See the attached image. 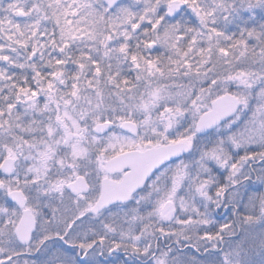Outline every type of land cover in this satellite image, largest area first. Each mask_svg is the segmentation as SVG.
Returning <instances> with one entry per match:
<instances>
[{
	"label": "snow or ice",
	"instance_id": "snow-or-ice-1",
	"mask_svg": "<svg viewBox=\"0 0 264 264\" xmlns=\"http://www.w3.org/2000/svg\"><path fill=\"white\" fill-rule=\"evenodd\" d=\"M8 8L31 19L15 25L26 33L17 41L23 60L0 54V264H264V0H10ZM101 46L136 73L120 74L130 90L145 89L142 107L173 109L189 126L188 150L169 161L188 158L189 178L136 222L135 242L93 225L97 205L54 204L50 177L40 178L51 149L38 163L23 151L36 147L21 108L46 101L69 62L99 72ZM148 225L154 244L142 234Z\"/></svg>",
	"mask_w": 264,
	"mask_h": 264
},
{
	"label": "flooded vegetation",
	"instance_id": "flooded-vegetation-1",
	"mask_svg": "<svg viewBox=\"0 0 264 264\" xmlns=\"http://www.w3.org/2000/svg\"><path fill=\"white\" fill-rule=\"evenodd\" d=\"M21 60L23 59L21 58ZM42 63L47 62L44 60ZM16 71H19V69ZM63 77L69 79L68 76L62 75L53 81V88L47 93V100L42 102L46 103V108L36 107L34 111L29 105L34 103L35 98L32 99L31 103L29 101L21 108L23 113L22 130H31L35 133L31 144L36 147L35 153L28 152L26 146L23 151L29 160L38 163L36 158L39 151L51 149L50 160L46 164L40 178L44 180L45 177H50L48 189L54 204H59L63 199L65 201L71 200L73 204L78 201L84 202L85 207L97 205L93 212V225L98 228L102 226L105 230L120 233H122V229L125 230L130 227L133 236L136 233L132 229L139 219L147 220L150 212L152 214L161 204L167 205L169 197L174 196V194H168L167 179L169 167L183 164L181 161L186 158L175 160L173 163H169L171 160L160 163L152 169V172L143 180L140 186L128 192V196L124 201L101 205L100 200L104 192V180L108 179V181L120 183L124 179L125 174L131 171V167H125L126 165H121V163L108 166L107 161L129 150L144 151L150 147L179 141L187 143L189 136L185 132L189 131V126L184 124L185 126L183 125V127L186 129L183 135L181 132L183 129H178L177 134L171 137L170 140L161 135L159 140L146 137L140 140L136 139V144L139 143L137 145H126L127 142L121 143L119 138L114 141H105L102 138L105 132H97L95 128L99 123L106 120L92 125L93 123L88 118L92 113L93 115L98 114L101 108L92 106L94 108H92V112H89L87 111L89 107L83 106L86 110L77 115V118L82 123V130H79L77 132L79 134L74 137L71 110L72 93L66 89L67 86L63 82ZM56 99H59V101L56 102ZM43 110H46V112H43ZM41 125L44 130L43 134L39 131ZM114 125L115 123L113 127ZM89 128L90 130H88ZM88 133H91L90 137ZM138 133L137 125V133L131 135L137 136ZM181 135L182 137L187 136L176 139V137L178 138ZM53 159L55 160V165L52 163ZM178 167L183 169L184 165ZM196 175H198L197 172ZM61 181H63L61 187L56 189L55 185ZM126 182L128 183V181ZM117 190L122 192L121 188ZM177 203H179V200ZM134 209L137 210L135 213H133ZM117 214L119 219H116ZM237 231H239V226H237ZM124 236L125 238L127 237L126 235ZM147 236L150 237V235ZM2 243L6 245L7 241L5 240ZM152 243H155V238ZM161 243L168 244L170 241L161 238ZM4 250L6 248L0 247V251ZM118 258L111 257L109 261H106V264H115Z\"/></svg>",
	"mask_w": 264,
	"mask_h": 264
},
{
	"label": "rangeland",
	"instance_id": "rangeland-1",
	"mask_svg": "<svg viewBox=\"0 0 264 264\" xmlns=\"http://www.w3.org/2000/svg\"><path fill=\"white\" fill-rule=\"evenodd\" d=\"M9 3L10 0H0V20L3 21V23L0 24V45H4V51L0 54H6L12 56L13 58L19 56L20 59H23L25 49L21 47L17 41H23L25 39L26 33L22 34L21 30L16 28L15 25L19 23L21 26H23L31 18L18 16L17 11L8 8ZM31 3L32 0H17L18 6L28 7L31 5ZM246 17L247 13L244 14L243 18H237L231 27L235 28L237 24L243 23V19ZM9 20L12 21L11 24L8 23ZM88 46L94 47L91 44ZM39 47L44 52V58L41 60V63L44 60L47 62L49 53H51V49L44 50L43 41L40 42ZM83 48H85L84 44L73 46L75 55L77 57L80 56V49ZM105 51L106 49L101 46L100 53L102 58L100 61L99 72H96L94 67L89 69L87 60L81 61L85 63V67L83 69L77 68V66L71 62L67 63L63 69V75L69 77V79L63 77V82L67 86L66 89L72 93L71 110L73 116V136H77L79 134L77 132L82 130V123L80 119L77 118V115H80L82 111L86 110L83 108V106H88L89 108L87 111L89 112H92V108L94 107L101 108V111L99 110L100 112L98 114L93 115L92 113V115H89L88 118L90 122L93 123L92 125L102 120H111L115 123L114 127L104 133L102 138L105 141H114L119 138L121 143L127 142L126 145H135L136 139L140 140L146 137H151L159 140L161 135H164V137L169 138L170 140L171 137H174L177 134L178 129L181 128L183 129L181 130L183 135L186 129L183 127V125L186 123L182 121L180 113L173 109L157 111L155 106H151L147 109L142 107L141 104L147 99L145 95V89L140 87L137 90L135 87H133L130 90L129 86L123 83L124 77L120 74L121 70H123L125 76L129 77L130 79H134L136 73L128 71L129 65L123 62V60L116 54L115 50L111 52L110 58L103 56ZM52 55L54 56L55 53H52ZM0 67H6V65H4L3 62H0ZM73 85H75V87H73ZM55 101L57 102L59 99H56ZM31 102L32 101H30V103ZM45 104L46 103L41 102L36 107L46 108ZM43 112H46V110H43ZM124 120L134 121L138 125L139 133L137 136H132L120 128V123ZM88 130H90V128ZM185 134L190 136L189 131L185 132ZM182 135L180 137L178 136V138L176 137V139H181L187 136L185 135L182 137ZM88 136L90 137L91 133H88ZM181 163L183 164H176L169 167L167 179L169 195L174 194L173 189H179L183 184V181L189 178L188 169L190 166V161L188 158H186L184 161H181ZM181 165H184L183 169L178 167ZM196 178L197 175L194 171L191 175V179L194 181ZM135 211L137 210L134 209L133 213H135ZM154 213L155 211L152 212V214ZM149 215H151V212ZM152 233L153 228L151 225H148L144 228L142 234L150 235L151 242H153L155 237L152 235ZM121 234L132 236L130 227L126 228L125 230L122 229ZM138 235L139 234L137 233L134 234L133 240L137 239ZM255 259L259 260L260 257H255Z\"/></svg>",
	"mask_w": 264,
	"mask_h": 264
},
{
	"label": "water",
	"instance_id": "water-1",
	"mask_svg": "<svg viewBox=\"0 0 264 264\" xmlns=\"http://www.w3.org/2000/svg\"><path fill=\"white\" fill-rule=\"evenodd\" d=\"M112 126L113 123L111 121H104L99 123L95 129L97 132H105ZM121 127L133 135L137 133V126L132 121H123ZM185 144V141H179L150 147L144 151L129 150L109 159L107 161L108 166L121 163V165H126L125 167H131V171L125 174L124 179L120 183H114L108 181V179L104 180V192L100 200L101 205L124 201L128 196V192L140 186L154 167L164 161L172 160L174 157L179 156L181 152L187 151L188 149L184 147ZM118 188H121L122 192L118 191Z\"/></svg>",
	"mask_w": 264,
	"mask_h": 264
}]
</instances>
